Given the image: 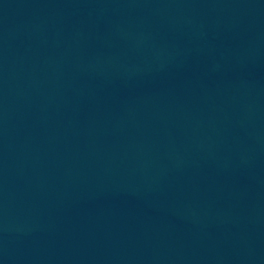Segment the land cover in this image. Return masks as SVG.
<instances>
[{"label":"water","instance_id":"1","mask_svg":"<svg viewBox=\"0 0 264 264\" xmlns=\"http://www.w3.org/2000/svg\"><path fill=\"white\" fill-rule=\"evenodd\" d=\"M0 264H264V0H0Z\"/></svg>","mask_w":264,"mask_h":264}]
</instances>
